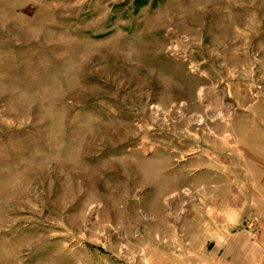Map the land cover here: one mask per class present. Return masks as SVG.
<instances>
[{
    "label": "rangeland",
    "instance_id": "obj_1",
    "mask_svg": "<svg viewBox=\"0 0 264 264\" xmlns=\"http://www.w3.org/2000/svg\"><path fill=\"white\" fill-rule=\"evenodd\" d=\"M0 264H264V0H0Z\"/></svg>",
    "mask_w": 264,
    "mask_h": 264
}]
</instances>
